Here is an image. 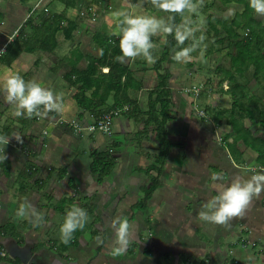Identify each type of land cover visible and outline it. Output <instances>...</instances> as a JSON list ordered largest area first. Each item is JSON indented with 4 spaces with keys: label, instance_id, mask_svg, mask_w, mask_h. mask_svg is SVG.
I'll list each match as a JSON object with an SVG mask.
<instances>
[{
    "label": "crops",
    "instance_id": "0c3cea01",
    "mask_svg": "<svg viewBox=\"0 0 264 264\" xmlns=\"http://www.w3.org/2000/svg\"><path fill=\"white\" fill-rule=\"evenodd\" d=\"M103 1L107 5L108 11L104 8L99 9L97 18L94 19L75 18L74 8L64 9L60 3L59 9L54 12L58 14L63 11V18H68L76 24L69 36H66L63 27L58 30L52 26L43 30L27 28L26 25L32 23L29 19L34 18L32 15L28 16L30 10L27 11V4L21 0H0V48L4 47L5 49L0 55V77L8 70L18 71L26 80L33 79L52 88L65 101L63 111L47 110L41 106V114L25 115L27 118H23V116L14 114V105L5 99V92L0 88V101L3 102V105L0 104V133L10 136L5 146L0 145V149L4 148L6 153V159L2 161L3 166H10L6 175L2 171L0 162V247L6 252L5 256L0 255V264H118L117 257L109 256V249H104L96 254H88L89 245L93 244L91 241L100 238V236L95 235L88 241L85 227L76 229L68 243H64L60 238L57 240L50 237L55 236V228L60 227L66 211L73 204L82 206L90 212L91 217L85 224L90 226L88 232L90 235L96 233L98 226H103V222L99 223L98 221V218H102L98 216H101L99 212L101 213L103 210V202L109 197L110 200L106 203H110L107 206L112 205V199L115 195L117 196L118 189L117 186H112V183L106 187L104 184L108 180L106 177L100 182L97 181L96 176L89 170L90 161L83 170V162L81 163L79 156L83 152L79 150V147L87 143L90 153L94 149L106 150L101 146L103 144L106 146V143L109 142L118 149V155L121 153L120 151L126 150L128 147V144L124 143L125 133L132 130L131 121H137L142 115L145 117L144 114H138L137 111L132 112V116H126L124 113L122 116H114L112 125L114 131L110 136H106L107 142L104 143L105 137L102 135L104 133H97L98 131H91L87 128L95 120L90 110L83 109L76 103L75 97L79 95L81 87L77 81L78 74L70 75L84 69L89 57L100 55L99 50L104 45L106 38L119 37L116 29L119 27L122 17L117 16L116 13L123 11L130 14L146 12L153 14L148 9L142 10L143 0ZM111 4H114L115 10L111 9ZM254 16L258 18L255 14ZM40 25H42L41 21ZM61 25L65 26L66 21L63 20ZM34 31L39 32L35 35L38 36L37 39L43 37L38 44H24L15 47L12 51L8 50V45H5L7 41H14L15 36H22L25 41H28L30 37L28 39L27 37L34 35ZM158 36H162L159 43L156 40ZM164 37V32L152 36L155 46L151 51L156 57L162 51ZM64 38L70 42L65 43ZM59 46L64 47L62 51H58ZM227 48L226 52L230 51V47L227 46ZM120 61L131 69L133 87L127 89L123 95L121 93L118 95L120 94L122 97L128 95L133 98L142 111L140 100L144 95L148 99V90L155 85L157 80L156 72L153 69L154 63H149L142 55L125 57ZM167 62L169 59L165 63ZM224 62L226 64L217 65V68L219 65L225 68V72L218 77V79L223 77V81L218 85L222 96L229 97V104L220 106L218 100L214 101L213 95L209 93L210 90H206V92L205 89L199 91L197 96L191 97V102L196 104L195 108L197 109L192 114L199 115V109H202V117L208 120L207 127L209 128L211 121H215L218 125V136L221 137L223 145L217 148V152L223 157L220 162L223 167L219 173L220 178L213 179L212 186L210 184V189L213 187L218 191L221 190L223 184L230 183L231 179L237 175L251 176L252 171L250 172L246 168L264 166V100H261L260 97L264 93L262 71L254 73V67L251 65L243 72H240L242 67L230 68V60L227 55ZM197 65L195 66L197 67ZM99 69L96 70V75L101 78L102 73H105L108 67L101 66ZM169 70L172 74L171 69ZM195 77L199 79L200 75L197 73ZM59 78L64 79L66 87L58 80ZM171 79L170 77L169 83ZM152 80L154 84L150 86L149 83ZM222 84L224 88L221 87ZM233 93L238 97L240 94L237 111L232 108V99L235 97ZM85 94L89 95L90 89L86 90ZM112 99L111 92L106 99V106L112 103ZM181 99L183 101V98ZM172 100L174 103L172 118L166 124L169 138L168 124L175 121L179 115L183 116V113L187 111L184 101L178 103L182 104L180 109H175L178 104L175 101L173 89ZM216 108L217 110H215ZM232 109L234 116L237 115L234 119L235 126H232L229 120L231 118L228 116ZM241 113L244 116H241ZM59 117L64 118L66 122L55 124L59 122L57 121ZM144 117L141 126L137 131L135 129L134 135L138 145L134 148L137 151L141 150V136L153 130L151 126L146 132L140 133ZM42 123L50 125L53 129L52 132L49 133L46 126L40 127L39 124ZM192 128H194L193 125ZM42 130L45 132L43 133ZM84 131L88 132L84 133ZM16 134L21 136V140L16 139ZM174 143L177 145L171 148L161 176L167 169L169 157L178 154L172 153V149L180 147L181 143ZM70 152H73L71 159L67 157ZM127 154L132 155L128 150ZM174 158L178 159V156L175 155ZM195 160L197 159L194 158V164ZM208 160L215 166L213 169L218 170L216 166L220 161L219 156L212 154ZM137 167L144 166L134 167L137 172L141 173ZM161 179L163 185L159 188L164 187L165 184L163 176ZM142 185L144 184H141L139 188ZM25 196L38 210L44 212L43 223L36 224L29 219L18 218L15 215V209ZM210 197L211 195L207 194L204 203ZM230 221L232 225L238 224L246 228L245 231L250 236V241L240 238L239 244H243V246L236 245L238 248L233 246L231 251L218 250L215 252L214 250L205 259L207 262L202 261L201 264H228L230 254L232 255L230 256L231 264H258L260 261L264 264V245L256 253H249L246 245L249 242L254 245V241L262 245L264 191L254 195L243 214L233 217ZM89 242L91 243L89 244ZM216 260L217 262L214 263Z\"/></svg>",
    "mask_w": 264,
    "mask_h": 264
},
{
    "label": "rangeland",
    "instance_id": "374dc122",
    "mask_svg": "<svg viewBox=\"0 0 264 264\" xmlns=\"http://www.w3.org/2000/svg\"><path fill=\"white\" fill-rule=\"evenodd\" d=\"M37 1H24L27 4V11L34 4H39L40 6V12L36 16H32L34 17L30 19L32 23L27 24L26 27L30 29L34 28L33 30L35 28H38V30L51 28L49 18L46 17L47 22H45V25H40V21H42L43 17L59 9L60 3L57 0H49L48 2L43 0L40 2ZM86 2L82 1L78 6L73 7L75 13ZM103 2V0L95 2L98 5V11L101 8H107V5ZM143 2L144 5L141 6L142 10L145 8V10H150L156 16L164 17L166 10L156 7L153 0H143ZM204 2L208 4V7L202 5ZM44 3L45 5L42 6ZM197 4L198 7L195 11L190 13L187 9L184 11V14L191 16L193 26L197 28V31L194 33V37L188 38L191 39L188 44H180L177 47L178 50L179 48L189 46L195 39L198 46L191 53L192 59L186 62L177 61L174 59L175 52H173L170 56L171 58H169V62L164 63L172 71V79L169 84L173 89L175 101L177 104L179 102L183 103L184 101V106L187 109L183 113V116L179 115L175 121L168 124L170 138L174 142H180L181 146L172 149V153L178 154H173L168 159L167 169L162 174L165 183L164 187L157 188L154 191L147 209L144 212L132 209V202L137 200L142 193L139 186L148 182V176L142 172H137L134 167L149 164L153 161L155 153L157 152V139L153 130L141 136V150L137 151L134 148L138 145L137 138L134 134L142 124L143 115L137 121H131L132 130L125 133L126 140L124 143L128 144V147L126 150L120 151L121 153L118 155V149L109 142V144L106 143V136H110L114 130L104 134L97 132L105 137L104 143H106V146L103 144L101 147L106 148V150L117 158L116 166L113 172L105 176L108 180L104 184L108 187L112 183V186H117L118 192L117 196L115 195L112 199V205L107 206L110 203H106V201L110 200L109 197L107 198L108 200L103 202V210L101 213L99 212L101 216H98L102 217L98 218V221L99 223L103 222V226H98L99 228L97 227L98 229H96V233L93 235L88 233L90 226H84L88 241L93 239L95 235L100 236V238L91 241L93 244L89 245L87 250L88 254H96L97 252H102L104 249H109V256L117 257L118 264H201L202 261H206L205 259H207L208 254L214 250L215 252L218 250L231 251L233 246H243V244H239L240 238L250 241V236L245 231L246 228L238 224L232 225L230 224L231 221L226 224H219L203 220L198 216V212L204 204L206 195L210 194L212 196L219 192L213 187L210 189V184L212 186V180L220 178L216 174H219L223 167V164L220 163L223 157L217 152V148L223 144L222 139H220L221 137L218 136V125L215 121H213L214 123L212 121L209 122L210 126L208 128V120L202 117V114H192L197 109L195 108L196 104L193 101L191 102V97H194L191 89L197 87L199 91L203 89L205 91L210 90L209 93L213 95L214 101H219L220 106H227L229 104V97L222 96L218 85V77L225 72V68L221 67L222 65H219L217 68L218 64H226L224 61L228 48L226 42H220L217 40V36H211L213 31L209 28V24L206 23L205 16L207 14H215L223 15L227 18L232 17L235 12L242 11L243 3L236 2L235 0H202L200 3L197 2ZM111 5V9L115 10L114 4ZM202 6L204 9L200 8ZM44 7L46 8L44 9ZM106 10L108 11V9ZM146 13L149 14L148 12ZM253 13L264 23V14L256 13L254 9ZM75 18L81 19L77 16ZM35 20L37 22H34ZM33 34L27 37V39L30 37L28 41H25L22 36H15L14 41L9 40L5 45H8V50L12 51L19 45L30 43L38 44L43 37L37 39L38 36L35 35L39 34V32L36 31ZM223 34L224 31L221 29L219 35L222 36ZM201 36H203L202 40L200 39ZM160 38L162 36H158L156 39L157 43L161 42ZM64 42L69 43L70 41L64 38ZM62 48L64 47L59 46L58 51H62ZM196 64H198L197 67L195 66ZM197 73L200 75L199 79L195 77ZM52 78L54 79V77ZM58 80L66 87L64 79L59 78ZM153 84L154 82L152 80L149 85L152 86ZM221 87L224 88V85L222 84ZM260 97L261 100H264V93ZM181 98H183V101ZM140 101L141 109L145 111L147 108L146 95ZM1 102L0 104L3 105V102ZM181 105L178 104L175 106V109H180ZM199 111L203 110L199 109ZM123 112L120 111L115 116H122ZM23 118L27 117L23 115ZM57 121L59 122L55 124L66 122L62 117H59ZM15 125L18 124L15 123ZM42 125L46 126L49 133L52 132L53 129L50 125H46V123L39 124L40 127ZM192 125L194 128H192ZM44 131L42 130V132ZM87 132L84 131V133ZM79 148L83 152L79 156L81 163L83 162L82 168L84 170L91 159L89 148L87 143ZM127 150L132 153L131 156L127 154ZM212 154L219 156L220 161L217 162L216 166L218 170L213 169L215 166L208 160ZM72 155L73 152H70L67 157L71 159ZM175 155L178 156V159L174 158ZM194 158L197 159L195 160V164ZM246 169L250 172L252 171V174L256 171H264V169L256 167H248ZM116 198L118 201H116ZM131 213L133 216L130 218ZM118 215L126 216L129 221V244H133V246L131 250L127 247L123 253L113 255L111 250L114 244L115 232L110 221ZM90 217V212H88V219ZM59 234L60 227L55 228V236L50 237L58 240L60 238ZM253 243L254 245L251 242L246 243L249 253L258 252V249H261L264 245V238L262 239V245L256 241ZM230 256L232 255L230 254ZM230 256L228 257V264H231ZM258 264H262L261 261Z\"/></svg>",
    "mask_w": 264,
    "mask_h": 264
},
{
    "label": "trees",
    "instance_id": "16d2710c",
    "mask_svg": "<svg viewBox=\"0 0 264 264\" xmlns=\"http://www.w3.org/2000/svg\"><path fill=\"white\" fill-rule=\"evenodd\" d=\"M82 1L94 2V0H57V2L63 5L64 9L78 6ZM201 1L196 0L198 3ZM235 1L243 3V9L240 12H235L232 17L227 18L223 15L215 14H207L205 16L206 23L209 24V28L213 31L211 36H217L218 41H224L230 47V51L227 52L230 68L242 67L240 69L242 71L240 72H243L251 65L254 67V73L261 70L264 76V23L254 16L253 9L249 6V0ZM202 5L207 6L208 4L204 2ZM203 6L200 8L204 9ZM168 16L174 17V20L170 21L174 24H180L183 20V15L180 12L166 10L165 17ZM46 17L49 18L50 24L54 29L58 30L63 27L66 36H69L76 26L75 22L68 18H63V11L58 14L52 12L50 15L43 17L42 24L47 22ZM63 20L66 21L65 26L61 25ZM29 21L31 20L29 19ZM221 29L224 31L222 36L219 35ZM108 38L105 39L104 45L101 48L103 49V54L100 53L98 57H89L86 67L80 71L71 73L70 76L77 73V81H79L81 87L79 95L75 97L76 103L81 108L90 110L95 120L105 111L116 108L121 109L127 106L123 112L126 116H132V112L136 111L138 114L145 115L143 128L140 133L146 132L151 126L153 127L158 141V151L152 162L144 167H137L139 171L148 175V182L140 187L141 196L132 204V209L144 212L154 191L163 185L161 173L164 170L165 161L171 148L177 145L168 137L166 130V124L172 118V106L174 103L172 100V88L169 84L172 74L164 63L168 61L169 57L177 50L180 44H188L191 39L187 38L183 43H180L177 41L174 32L165 33L162 51L153 64L157 80L155 85L148 90L146 110L141 111L133 98L128 95L121 96L127 89L133 87L131 83V69L128 65L123 64L120 59H117V56L122 55L119 48V37L110 36ZM101 66H107L108 69L105 73H102V77L100 78L96 75V70ZM222 81L223 77L219 78L218 84H221ZM230 87H232L231 84ZM89 89L90 94L86 95L85 91ZM111 92L113 94L112 103L106 106V99ZM118 93H121V95H118ZM233 95L235 97L232 99V108H234V111L235 109L237 111L238 108L236 107L240 94L239 97L237 94L233 93ZM241 114V116H244L243 113ZM247 114L249 115L250 113ZM228 116L231 118L229 120L232 126H235L234 119L237 115L234 116L233 109ZM90 157L89 170L96 176V180L100 182L113 171L116 157L108 150L96 149L90 152ZM0 162L2 163V161ZM1 168L7 175L10 166H3L2 163ZM132 216L131 213L130 218ZM128 248L131 250L132 244H129Z\"/></svg>",
    "mask_w": 264,
    "mask_h": 264
},
{
    "label": "clouds",
    "instance_id": "9594fccd",
    "mask_svg": "<svg viewBox=\"0 0 264 264\" xmlns=\"http://www.w3.org/2000/svg\"><path fill=\"white\" fill-rule=\"evenodd\" d=\"M156 7L170 12H180L183 15V22L174 24L173 16L163 17L154 14L138 13L130 14L123 11L116 15L122 17L116 33L119 35V48L122 55L117 59L125 57L143 56L149 63L157 59L152 49L155 44L152 36L160 32H174L178 42L183 43L187 38L194 37L197 28L193 26L190 15L184 14L187 9L193 12L197 9L196 0H153ZM249 6L256 13L264 14V0H249ZM203 39V36L200 37ZM198 46L195 41L189 45L179 48L174 53V59L186 62L192 59L191 53ZM103 54V49L99 50ZM0 88L5 92V99L14 105L16 116L41 114L43 106L47 110L63 111L65 101L60 94L46 87L41 82L30 79L26 80L18 71L8 70L0 77ZM9 137L0 133V145L5 146ZM21 140L19 134L15 135ZM6 159V153L0 149V161ZM219 177V174H216ZM264 191V171H256L251 176L237 175L230 183L223 184L221 190L210 197L200 208L199 218L219 224L228 223L233 217L242 215L246 206L254 195ZM18 218H26L36 224L44 222V212L38 210L25 196L22 202L15 209ZM88 222L87 210L77 204L71 205L66 211L62 224L60 225V239L64 243L70 242L76 229L83 228ZM110 223L115 232L112 254L119 255L128 247L129 221L126 216H116Z\"/></svg>",
    "mask_w": 264,
    "mask_h": 264
},
{
    "label": "built area",
    "instance_id": "2783aa9c",
    "mask_svg": "<svg viewBox=\"0 0 264 264\" xmlns=\"http://www.w3.org/2000/svg\"><path fill=\"white\" fill-rule=\"evenodd\" d=\"M40 1L41 0H38L37 2H40ZM43 1L48 2L49 0H43ZM44 5H45V3L42 6H44ZM39 8H40L39 4H34L31 7L28 16H30V15L36 16L40 12ZM45 8L46 7H44V9ZM97 9H98L97 3L88 2V3L84 4L83 6H81L79 9L76 10L75 16H77V17H79L81 19H83V18L94 19L96 17V15H97V11H98ZM4 50H5L4 47L0 48V55L4 52ZM191 91L193 92L194 96H197V93L199 92V89H197V87H193L191 89ZM126 108H127V106H125V107H123L121 109L116 108V109H111V110L103 112L100 115V117L97 120H94L93 123L89 124L87 126V128L90 129L91 131H98V132H101V133H110L111 130H112L114 116L119 111L124 110ZM199 114H202V112L199 111ZM71 125H74V124L71 123ZM260 168L264 169V167H260ZM0 255L1 256H5L6 255V252L1 247H0Z\"/></svg>",
    "mask_w": 264,
    "mask_h": 264
}]
</instances>
